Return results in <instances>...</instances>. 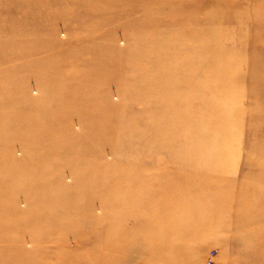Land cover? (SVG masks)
Returning <instances> with one entry per match:
<instances>
[{
    "label": "rangeland",
    "instance_id": "1",
    "mask_svg": "<svg viewBox=\"0 0 264 264\" xmlns=\"http://www.w3.org/2000/svg\"><path fill=\"white\" fill-rule=\"evenodd\" d=\"M158 235L261 264L264 0H0V264H157Z\"/></svg>",
    "mask_w": 264,
    "mask_h": 264
},
{
    "label": "bare ground",
    "instance_id": "2",
    "mask_svg": "<svg viewBox=\"0 0 264 264\" xmlns=\"http://www.w3.org/2000/svg\"><path fill=\"white\" fill-rule=\"evenodd\" d=\"M162 55L164 56V58L166 60L169 58L168 55H165V54H162ZM163 56H161V57H163ZM167 56H168V58H167ZM218 113L219 112L217 110L213 111L212 113H209L206 116L205 120H208L212 123L215 122V119H216ZM158 218H161V216H159ZM246 224L247 223L245 222L243 217H240V219H238V225L240 226V229L245 228ZM158 238H159V235L154 236V241H156ZM252 241L253 242H251V244H250L251 252L253 254L252 256H254L255 262L262 264V263H264V236L261 235V236H257V238L254 237ZM243 243L245 245H248L244 241L240 242V244H243ZM154 245H155V249H157V250H153V252L151 254H154V259H155V262L157 264H172V262H175V261L178 264H184L190 260V258L182 256V254L179 255L180 249H184L185 247L190 246V243L187 242V240L185 238L181 239L178 236L168 237V235H163V236L161 235L160 238L156 241V243H154ZM135 249H133V247H132V249L129 252H127V255L122 257L121 260H120L121 257H119L117 255L115 257L111 256V255H107V256H103V258L102 257H99V258L103 261H105V260L106 261H112L113 260L115 264H119V262L124 264V262L128 263L129 259L138 255L139 251L135 250ZM118 253H120V251L116 250L115 254H118ZM175 254L176 255L178 254L179 256L175 257ZM172 256L175 259H173V261L171 262L169 260L171 259ZM251 262H252V260H251ZM127 263H125V264H127Z\"/></svg>",
    "mask_w": 264,
    "mask_h": 264
},
{
    "label": "built area",
    "instance_id": "3",
    "mask_svg": "<svg viewBox=\"0 0 264 264\" xmlns=\"http://www.w3.org/2000/svg\"><path fill=\"white\" fill-rule=\"evenodd\" d=\"M210 261H211V259H210Z\"/></svg>",
    "mask_w": 264,
    "mask_h": 264
}]
</instances>
